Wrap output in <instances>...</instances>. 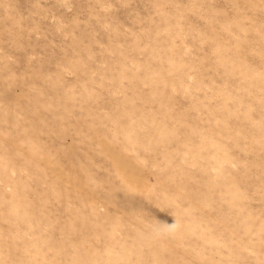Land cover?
I'll use <instances>...</instances> for the list:
<instances>
[{"label": "rangeland", "instance_id": "rangeland-1", "mask_svg": "<svg viewBox=\"0 0 264 264\" xmlns=\"http://www.w3.org/2000/svg\"><path fill=\"white\" fill-rule=\"evenodd\" d=\"M0 264H264V0H0Z\"/></svg>", "mask_w": 264, "mask_h": 264}]
</instances>
